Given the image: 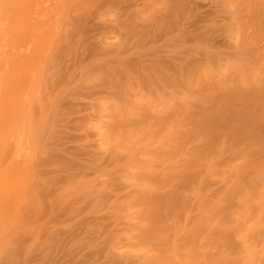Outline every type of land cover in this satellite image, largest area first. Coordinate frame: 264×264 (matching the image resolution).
I'll return each instance as SVG.
<instances>
[{
  "label": "rangeland",
  "instance_id": "obj_1",
  "mask_svg": "<svg viewBox=\"0 0 264 264\" xmlns=\"http://www.w3.org/2000/svg\"><path fill=\"white\" fill-rule=\"evenodd\" d=\"M256 1L0 0L2 18L19 19L8 32L0 18V32L20 63L1 165L22 159L26 137L33 173L18 183L21 210L0 208V264H183L186 249L199 264H241V230L254 248L245 264H264ZM141 246L167 262L147 263Z\"/></svg>",
  "mask_w": 264,
  "mask_h": 264
},
{
  "label": "bare ground",
  "instance_id": "obj_2",
  "mask_svg": "<svg viewBox=\"0 0 264 264\" xmlns=\"http://www.w3.org/2000/svg\"><path fill=\"white\" fill-rule=\"evenodd\" d=\"M55 1V0H54ZM61 3H63V0H59ZM243 1V0H242ZM245 2H247V0H244ZM250 1V0H249ZM251 1H253V0H251ZM256 0H254V3H250L251 5H252V7H254L253 5H255L256 4V2H257V5H259V1H256ZM241 2V1H240ZM61 3L59 4V2L57 3V5H61ZM242 3V2H241ZM246 5V4H245ZM250 5V6H251ZM257 5H255V7L257 6ZM57 7H59V6H57ZM61 7V6H60ZM254 7V8H255ZM249 8V7H248ZM57 9V8H56ZM250 9H251V7H250ZM51 12V11H50ZM1 14V13H0ZM19 14V13H18ZM2 15V14H1ZM12 15V14H11ZM48 15H50L49 13H48ZM10 16V15H9ZM13 16H14V14H13ZM15 16H17L16 14H15ZM20 16H23V15H21L20 14ZM2 17H6V16H4V15H2L0 18H1V20H2V23L4 22V20L5 19H3ZM35 17V16H34ZM10 19V22L8 21V19H6L5 20V23H6V21L7 22H9V23H3V29H5V30H7V28H8V32H11V31H9V30H12V28H9V27H12L11 26V24L13 25V24H15V28H17V26H18V22L17 23H15L14 21H16V19L15 20H13V17L11 18V16L9 17ZM24 17H22V19H23ZM11 20H13V22L14 23H12V21ZM17 20H19V19H17ZM26 20V19H25ZM24 20V21H25ZM32 20H34V18L32 17ZM19 22H23L22 20L21 21H19ZM25 23V22H24ZM23 23V24H24ZM20 25H22V24H20ZM14 26V25H13ZM19 27V26H18ZM2 29V30H3ZM13 29H14V27H13ZM0 30H1V28H0ZM4 30V32H0V153H1V148H2V146L5 144V142L7 141V140H9L10 138H12V137H14V128H15V126H16V123H17V121H18V118H19V109L17 108V105H18V101L14 98V100H13V97H12V90L14 89L15 90V88H16V85H17V80H16V78H17V72H18V70H19V68H20V63H16V61L14 60V57H15V55H16V51H17V48H16V38L15 37H12V36H10L11 35V33L9 34V37H4L5 35H7L6 34V31ZM4 33V35H2ZM3 38H5L4 39V41H6V39L8 40L7 42V44H4V42H3ZM207 73L208 72H205L204 71V75L206 76L207 75ZM148 100V99H147ZM147 102H149L148 104H150L151 103V100L149 101H147ZM153 102V101H152ZM152 105V104H151ZM98 130H99V135L101 136V137H103L104 136V132L103 131H100V127L98 128ZM25 140H26V137H23V139L20 141V144L18 145V147H20V149H21V156H23V157H25L27 154H26V152H25ZM22 157V159H19L20 161H17L16 163H13V161H11L10 163H9V165H7V166H5V167H3L2 165H1V156H0V208L2 207V206H4V205H6V204H12V206L14 207V210H16V211H19V210H21V208L23 207V190L22 189H18V183L19 182H21V181H23L24 183L25 182H27L28 184L29 183H31V179L33 178L32 177V175H33V173H32V168H31V165L29 164V162L28 161H25V159L26 158H23ZM264 165V164H263ZM261 167H264V166H262V164H261ZM264 170V169H263ZM29 173H31L30 174V176L28 175ZM26 177H28V180L27 181H25L24 179L26 178ZM253 177V178H252ZM255 176H249L248 177V179H252L251 181V183H252V185L253 184H256L254 187H252L251 185V188H252V190H254V191H252V192H256V190H259L258 188H261L260 186H258L257 185V183L256 182H254L253 183V180L254 181H256L257 179H256V177L254 178ZM250 180H247V178H245L244 179V181L243 182H239L238 184H236V186L237 187H240V188H237V187H235L236 189H239V191H241L242 189H246L247 188V186L246 185H249V184H251L250 183ZM248 181V182H247ZM245 182V183H244ZM243 184V186H242V184ZM247 183V184H246ZM240 185V186H239ZM245 185V186H244ZM258 186V187H257ZM244 187H246V188H244ZM249 187V186H248ZM256 187V188H255ZM250 187H249V189H251ZM253 188H255V189H253ZM248 189V188H247ZM248 189V190H249ZM244 190H242L243 191V194H245V191ZM247 192V191H246ZM263 192V191H262ZM239 193V192H238ZM257 193H260L259 191L257 192ZM241 194H242V192H241ZM243 196V195H242ZM244 197V196H243ZM241 200H242V198H241ZM246 199H244V201L243 202H246L245 201ZM239 201V200H238ZM264 201V200H263ZM227 202H230V200L229 201H227ZM243 202H241V203H243ZM238 203V202H237ZM239 203H240V201H239ZM227 205V204H226ZM229 205V204H228ZM227 205V207H230V205L232 206V208H234L233 207V205L230 203V205L228 206ZM155 206V204H152V206L151 207H153V209L151 208V211L152 212H154L155 210H156V208L154 207ZM223 207H225V206H222V208L220 209V212H221V214H224V213H226V210H229L230 212L232 211L231 209H224ZM149 209V208H148ZM224 209V210H223ZM151 211H147L146 210V212H144L145 213V215L147 216V217H151ZM224 211V212H223ZM229 211H227L228 213H230ZM142 212V211H141ZM148 212H149V214H148ZM223 212V213H222ZM144 213L142 212L141 214H142V216H144ZM259 219V221L261 220V218H258ZM258 219L256 220V221H254L255 223L258 221ZM258 221V222H259ZM257 222V223H258ZM261 223L263 222V220H261L260 221ZM259 222V224L260 225H258L259 227L261 226V225H263L264 223H260ZM253 223V222H252ZM254 224V223H253ZM257 224H254L253 225V227L254 226H256ZM161 227L162 226H160V233H159V231H157L158 232V234H160V235H162V237L163 238H165V240L167 239L166 237L168 236V233L166 232L167 231V228H164V229H166V231H163V232H165V234L164 233H162V231H161ZM259 227H257V228H259ZM162 229H163V227H162ZM150 232H152V230H146L145 232H144V234H143V237H142V241H144V243H145V241H146V243L148 244L149 242H150V240H152V238L153 237H151V234H150ZM241 232V234H239V239H240V242H241V240H242V244H243V246H244V249H243V251H244V253L241 255V256H239L240 257V259L238 260V261H240L239 263H241V264H245V262H251V260H252V255H253V251H254V248H253V250H252V243L250 244L246 239H247V234H246V231L245 230H241V231H239V233ZM154 233H155V231H154ZM150 234V240H149V242H147L148 240H147V235H149ZM158 237H156L157 238V240H159V235H157ZM164 236H166V237H164ZM155 238V237H154ZM162 238V239H163ZM155 240V239H154ZM156 242H158V241H156ZM164 242H166V241H164ZM163 242V243H164ZM126 243V242H125ZM167 243H168V241H167ZM127 245H123L122 244V246H120L121 248L122 247H129V244L128 243H126ZM141 244H142V242H141ZM158 244V243H157ZM161 244V243H160ZM168 244H170V243H168ZM115 245V244H114ZM142 245H145V244H142ZM176 244H175V242H173L172 244H171V246H170V248L168 249L170 252H171V254H172V256L175 258L176 257V251L179 253V251L177 250V247L175 246ZM158 246H161V245H159L158 244ZM114 247H118V248H120L119 246H114ZM140 247V246H139ZM142 248L140 249L142 252H140V250H139V248L137 249L140 253H141V257H144L143 259H145V261L147 262V263H149V262H151V261H156V263H161V261H165V262H167L162 256H159V258H157L156 259V257H154L153 256V254H152V252H150L149 253V251L151 250L148 246L147 247H145L144 248V246H141ZM254 247V246H253ZM149 248V249H148ZM159 248V247H158ZM160 248H162V247H160ZM135 249V250H136ZM144 251H143V250ZM146 249V250H145ZM165 249V248H164ZM128 250V249H127ZM158 250V249H157ZM163 249H161L159 252H161ZM189 250V249H188ZM130 251V250H129ZM186 251H187V249H186ZM185 251V255H186V260L187 261H189L188 263L185 261L183 264H199V262H198V258H197V256H196V254L195 253H193V252H191V253H189V251H187L186 252ZM128 252V251H127ZM130 252H132V250L130 251ZM134 252V251H133ZM163 252V251H162ZM136 253V252H135ZM137 254V253H136ZM137 254V255H138ZM195 254V255H194ZM184 255V256H185ZM178 257L179 256H181V253H179V255H177ZM177 257V258H178ZM177 258H175V260H176V262H178L179 260V258L177 259ZM156 259V260H155ZM163 259V260H162ZM178 260V261H177ZM149 261V262H148ZM168 263V262H167ZM166 263V264H167ZM162 264H163V262H162ZM165 264V263H164ZM169 264V263H168ZM177 264H182V262L180 263V261L177 263Z\"/></svg>",
  "mask_w": 264,
  "mask_h": 264
}]
</instances>
